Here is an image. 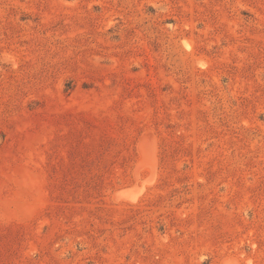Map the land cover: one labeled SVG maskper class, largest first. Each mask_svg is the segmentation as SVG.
<instances>
[{
  "label": "rangeland",
  "instance_id": "1",
  "mask_svg": "<svg viewBox=\"0 0 264 264\" xmlns=\"http://www.w3.org/2000/svg\"><path fill=\"white\" fill-rule=\"evenodd\" d=\"M0 264H264V0H0Z\"/></svg>",
  "mask_w": 264,
  "mask_h": 264
}]
</instances>
